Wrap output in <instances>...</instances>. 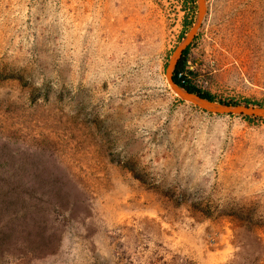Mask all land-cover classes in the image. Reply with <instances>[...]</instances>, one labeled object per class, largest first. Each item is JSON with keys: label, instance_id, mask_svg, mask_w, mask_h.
<instances>
[{"label": "rangeland", "instance_id": "1", "mask_svg": "<svg viewBox=\"0 0 264 264\" xmlns=\"http://www.w3.org/2000/svg\"><path fill=\"white\" fill-rule=\"evenodd\" d=\"M199 6L0 0V264H264V117L168 77L264 107V0Z\"/></svg>", "mask_w": 264, "mask_h": 264}, {"label": "water", "instance_id": "2", "mask_svg": "<svg viewBox=\"0 0 264 264\" xmlns=\"http://www.w3.org/2000/svg\"><path fill=\"white\" fill-rule=\"evenodd\" d=\"M200 11H199V17L198 21L196 23V27H198L200 20L202 19L203 13H204V0H200ZM191 36L186 40V42L182 45V48H184L187 44V42L190 40ZM181 48V49H182ZM179 50L172 58L171 63H170V68L174 65L177 57L180 54ZM168 77L171 86L173 89L180 94V96L183 99H192L196 102V105L220 114H240V115H246V116H261L264 117V107L263 106H250V105H228V104H216L212 101H209L207 99H203L199 97L196 94L189 93L187 90L184 88L178 86L174 81L173 78L170 76V69L168 72Z\"/></svg>", "mask_w": 264, "mask_h": 264}, {"label": "trees", "instance_id": "3", "mask_svg": "<svg viewBox=\"0 0 264 264\" xmlns=\"http://www.w3.org/2000/svg\"><path fill=\"white\" fill-rule=\"evenodd\" d=\"M184 69V59L179 60L176 64V68H175V73L173 75V81L180 87L184 88L185 90H187L189 93L192 94H196L199 97L203 98V99H207L209 101H214V98L212 97V95L208 92H202L201 90H198L197 88H195L194 86H191L190 84L185 83L181 77H182V73L181 71Z\"/></svg>", "mask_w": 264, "mask_h": 264}, {"label": "bare ground", "instance_id": "4", "mask_svg": "<svg viewBox=\"0 0 264 264\" xmlns=\"http://www.w3.org/2000/svg\"><path fill=\"white\" fill-rule=\"evenodd\" d=\"M177 94H179L178 92H176ZM180 95V94H179ZM186 101H188V102H191V103H193V104H196V102L194 101V100H192V99H185Z\"/></svg>", "mask_w": 264, "mask_h": 264}]
</instances>
